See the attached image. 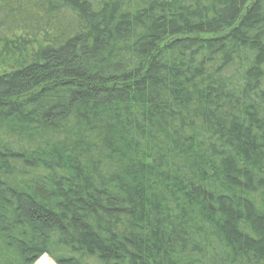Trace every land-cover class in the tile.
<instances>
[{
  "label": "trees",
  "instance_id": "1",
  "mask_svg": "<svg viewBox=\"0 0 264 264\" xmlns=\"http://www.w3.org/2000/svg\"><path fill=\"white\" fill-rule=\"evenodd\" d=\"M264 264V0H0V264Z\"/></svg>",
  "mask_w": 264,
  "mask_h": 264
},
{
  "label": "bare ground",
  "instance_id": "2",
  "mask_svg": "<svg viewBox=\"0 0 264 264\" xmlns=\"http://www.w3.org/2000/svg\"><path fill=\"white\" fill-rule=\"evenodd\" d=\"M36 264H54L49 259H47L45 256L41 257Z\"/></svg>",
  "mask_w": 264,
  "mask_h": 264
},
{
  "label": "rangeland",
  "instance_id": "3",
  "mask_svg": "<svg viewBox=\"0 0 264 264\" xmlns=\"http://www.w3.org/2000/svg\"><path fill=\"white\" fill-rule=\"evenodd\" d=\"M43 256H45V257H46L47 259H49L52 263H54V262H53L48 256H46V255H43ZM43 256H41V257H43ZM41 257H40V258H41ZM40 258H39V259H40ZM39 259H38V260H39ZM38 260H36L33 264H36V262H37ZM54 264H55V263H54Z\"/></svg>",
  "mask_w": 264,
  "mask_h": 264
}]
</instances>
